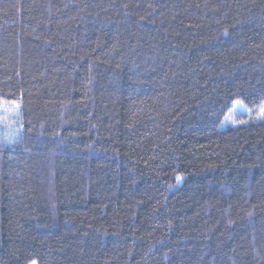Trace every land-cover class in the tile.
<instances>
[{
    "label": "trees",
    "instance_id": "trees-1",
    "mask_svg": "<svg viewBox=\"0 0 264 264\" xmlns=\"http://www.w3.org/2000/svg\"><path fill=\"white\" fill-rule=\"evenodd\" d=\"M263 105L264 0H0V264H264Z\"/></svg>",
    "mask_w": 264,
    "mask_h": 264
},
{
    "label": "rangeland",
    "instance_id": "rangeland-1",
    "mask_svg": "<svg viewBox=\"0 0 264 264\" xmlns=\"http://www.w3.org/2000/svg\"><path fill=\"white\" fill-rule=\"evenodd\" d=\"M245 113H248V111L245 109V107L240 103H236L234 105L233 109L231 110V113L229 114V116L227 118V122L236 123L235 122L236 121V115H238V114L242 115ZM255 114L258 115L259 118L264 117V105L262 107H260ZM224 124H227V123L224 122Z\"/></svg>",
    "mask_w": 264,
    "mask_h": 264
},
{
    "label": "snow or ice",
    "instance_id": "snow-or-ice-1",
    "mask_svg": "<svg viewBox=\"0 0 264 264\" xmlns=\"http://www.w3.org/2000/svg\"><path fill=\"white\" fill-rule=\"evenodd\" d=\"M33 264H35V262H33Z\"/></svg>",
    "mask_w": 264,
    "mask_h": 264
}]
</instances>
